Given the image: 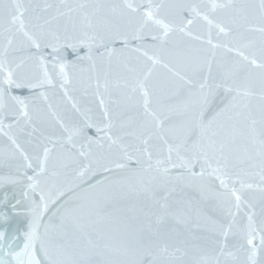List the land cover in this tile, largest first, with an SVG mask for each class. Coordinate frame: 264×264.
<instances>
[{"label":"water","instance_id":"obj_1","mask_svg":"<svg viewBox=\"0 0 264 264\" xmlns=\"http://www.w3.org/2000/svg\"><path fill=\"white\" fill-rule=\"evenodd\" d=\"M0 264H264V0H0Z\"/></svg>","mask_w":264,"mask_h":264},{"label":"snow or ice","instance_id":"obj_2","mask_svg":"<svg viewBox=\"0 0 264 264\" xmlns=\"http://www.w3.org/2000/svg\"><path fill=\"white\" fill-rule=\"evenodd\" d=\"M214 7H215V6H214ZM147 15H148L149 18H152V13H151V12L147 13ZM189 22H190V21H189ZM237 199H239V197H237ZM249 242H251V241H249Z\"/></svg>","mask_w":264,"mask_h":264}]
</instances>
